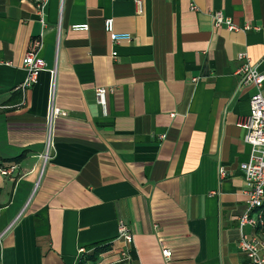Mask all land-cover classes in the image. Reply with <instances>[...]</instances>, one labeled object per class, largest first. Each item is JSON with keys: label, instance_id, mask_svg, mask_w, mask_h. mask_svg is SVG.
<instances>
[{"label": "crops", "instance_id": "crops-1", "mask_svg": "<svg viewBox=\"0 0 264 264\" xmlns=\"http://www.w3.org/2000/svg\"><path fill=\"white\" fill-rule=\"evenodd\" d=\"M137 1L50 0L42 23L35 0H0V264H78L99 245L98 264H247L238 121L255 88L236 70L243 53L264 74V0ZM217 11L238 28L216 26ZM107 18L130 41L113 42ZM34 39L67 113L45 164L49 71L16 89Z\"/></svg>", "mask_w": 264, "mask_h": 264}, {"label": "built area", "instance_id": "built-area-1", "mask_svg": "<svg viewBox=\"0 0 264 264\" xmlns=\"http://www.w3.org/2000/svg\"><path fill=\"white\" fill-rule=\"evenodd\" d=\"M50 0H35L36 13L40 17V21L44 23L45 8ZM138 12L141 13V1H137ZM216 26L226 25L229 29H237L233 22L217 11L213 14ZM73 29L87 30L88 24H75ZM104 29L109 38L113 42L130 41L131 35L120 33L115 30L114 20L107 18L104 21ZM41 48L40 39L32 41L31 48L26 52L23 58V67L26 70V77L16 89L20 90L23 96L26 91L31 88L38 80V76L42 71H49V99L48 109L45 117V148L41 155L43 163L52 157L55 146V126L60 117L66 116V111L56 105L58 74L56 68H47L45 60L39 54ZM116 55V52H113ZM238 58L242 63L236 70L240 78L241 86H252L255 91L250 97V112L239 118L238 125L246 130L244 140L251 145V153L249 160L242 164V169L246 181L247 208L239 216V226L241 235L238 240L239 249L247 256V264H264V236L256 235V231L264 228V95L262 93L264 86V74L261 73L257 66L253 64L245 54H238ZM110 89L107 87H97L95 91L97 103L101 105L104 113L107 111V93ZM9 169L0 167V174H8ZM221 176L224 177L225 171L221 168ZM244 227H250L251 233L243 231ZM0 233V239L2 237ZM118 237L130 244L133 241V235L128 226L122 222L119 225ZM84 252V249H80ZM162 255L169 259L172 251L168 247H162ZM124 259L130 258L128 252H122Z\"/></svg>", "mask_w": 264, "mask_h": 264}, {"label": "trees", "instance_id": "trees-1", "mask_svg": "<svg viewBox=\"0 0 264 264\" xmlns=\"http://www.w3.org/2000/svg\"><path fill=\"white\" fill-rule=\"evenodd\" d=\"M111 249L110 245H99L91 249L88 254L81 257L78 264H98L101 254Z\"/></svg>", "mask_w": 264, "mask_h": 264}]
</instances>
